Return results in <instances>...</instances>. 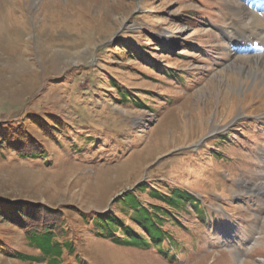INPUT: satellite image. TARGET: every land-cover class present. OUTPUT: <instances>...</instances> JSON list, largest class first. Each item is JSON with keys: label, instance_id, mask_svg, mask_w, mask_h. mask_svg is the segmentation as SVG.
Instances as JSON below:
<instances>
[{"label": "rangeland", "instance_id": "rangeland-1", "mask_svg": "<svg viewBox=\"0 0 264 264\" xmlns=\"http://www.w3.org/2000/svg\"><path fill=\"white\" fill-rule=\"evenodd\" d=\"M240 5L0 0V126L30 115L69 126L52 142L26 125L46 157L2 150L0 199L61 210L66 263L264 264V76L226 38ZM171 189L201 213L186 201L177 219L156 215L161 247L142 231L138 245L101 235L97 216L129 221L122 195L150 208L151 190ZM0 240V264H46L2 213Z\"/></svg>", "mask_w": 264, "mask_h": 264}, {"label": "trees", "instance_id": "trees-1", "mask_svg": "<svg viewBox=\"0 0 264 264\" xmlns=\"http://www.w3.org/2000/svg\"><path fill=\"white\" fill-rule=\"evenodd\" d=\"M26 119L27 121L23 120L21 125L18 126H11L8 123L0 126V156L2 158L4 157L2 153L4 149L26 160H35L47 156L43 144L27 130V124L37 127L52 142L56 141L57 137L65 135L69 128L61 118L53 115H46L44 118L30 115ZM144 187L145 185L138 184L136 189L144 193ZM149 195L152 199L158 201L159 205L142 208L132 193H126L119 198V200L122 199L120 203L121 210L129 218L127 222L116 214L97 216V226L100 228L101 235L103 237H114L113 241L118 244L127 242L128 245H138L144 241V238L137 231H142L150 242L161 247L160 244L164 242L166 234L156 215L170 216L169 212L171 210L180 213L183 211L186 201L192 209L201 213L198 200L187 191L171 189L169 193L162 194L156 192V190H151ZM0 213L7 219L8 223L15 225L17 230L24 233L27 241L39 250L43 259L46 260V264H72L64 261L65 254H69V256L75 254V247L73 242L67 238L65 220L61 210L50 209L39 203L0 199ZM175 216L170 217L177 219ZM116 231L122 233V237H125L124 240L118 237L115 238ZM102 232H105L106 235ZM6 248V245L0 240V250ZM17 257L23 261L29 260V257L21 254ZM75 262L82 264L77 256H75Z\"/></svg>", "mask_w": 264, "mask_h": 264}, {"label": "bare ground", "instance_id": "bare-ground-1", "mask_svg": "<svg viewBox=\"0 0 264 264\" xmlns=\"http://www.w3.org/2000/svg\"><path fill=\"white\" fill-rule=\"evenodd\" d=\"M240 4L239 7L229 6L232 16L237 19V24H232L229 32H225L226 38L232 42L238 53L250 55L253 60L250 63L252 73H262L264 76V11L261 10L264 7V0H240ZM245 15L249 17V24L244 22ZM255 41L259 43L258 46L253 45ZM247 60L249 62V58Z\"/></svg>", "mask_w": 264, "mask_h": 264}, {"label": "snow or ice", "instance_id": "snow-or-ice-1", "mask_svg": "<svg viewBox=\"0 0 264 264\" xmlns=\"http://www.w3.org/2000/svg\"><path fill=\"white\" fill-rule=\"evenodd\" d=\"M262 11H264V7H262V9H261Z\"/></svg>", "mask_w": 264, "mask_h": 264}]
</instances>
